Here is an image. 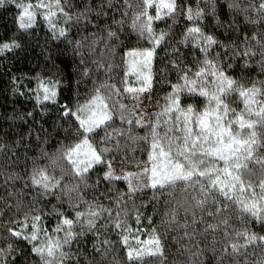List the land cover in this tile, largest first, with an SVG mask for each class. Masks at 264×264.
I'll return each mask as SVG.
<instances>
[{"label": "trees", "instance_id": "trees-1", "mask_svg": "<svg viewBox=\"0 0 264 264\" xmlns=\"http://www.w3.org/2000/svg\"><path fill=\"white\" fill-rule=\"evenodd\" d=\"M31 2L35 4L37 0ZM61 2L63 4L64 0ZM67 2L71 7H66L65 10L73 17L85 12L88 7L93 9L85 20L78 23L73 19L65 24L55 6L52 7V11H57L55 19L58 27L65 28L68 39L73 43H68L64 38L54 39L42 15L48 11L47 8L36 10V27L29 32H23L17 27L19 9L12 4L0 8V42L15 39L22 46L21 49L0 56V144L5 146L0 152V210H3V216L0 217V248L12 246L10 256L6 257L7 264H41L31 248L33 243L44 239L41 233L38 241L20 240L9 234V228L30 234L32 217L39 215L41 221L37 227H42L50 236L54 234L56 238H62L63 232H55L57 224L64 218H74L76 211H83L86 216L89 205H103L111 211L112 217H116L119 212L120 220L124 223L120 229L113 227V221L105 213L92 231L88 230L86 223L82 227L76 226L74 231H83L84 235L77 236L70 246H64V251H69L70 248L73 254L67 264H264V241L257 240L246 249H241L238 254L224 253L230 242L225 238V231L232 237L231 242L244 243V238L236 237V233L246 230L258 237L264 236V224L242 212L239 205L229 203L226 211H222L220 215H209V211L213 214L216 212L217 205L208 200L203 208L198 207L197 202L204 198L203 194L191 188L185 192L184 182H178L174 189L144 188L129 196L127 182L110 183L102 178L105 172L102 166L91 169L85 174L86 179L75 174L65 155L80 142L84 133L77 129V121L72 117L62 116L61 105L67 104L70 108L87 105L96 89H100L101 95L107 96L111 90L107 86L114 85L120 90V95L107 101L113 111L112 127L108 129L112 139L107 143H100L105 133L98 129L94 146L110 149L105 155L113 164L141 166L150 161L149 156L154 154L150 148V132L156 126L158 116L160 123L156 131L161 136L166 129H170V138L174 144H179L184 135L183 124L175 120L178 112H170L167 116L162 114L166 98L173 92V86L184 83L181 80L182 72L173 66V62L180 69H191L188 76L193 78L195 71L202 66L204 55L190 44L179 43L186 29L192 26L182 12L176 16L175 21L172 18L154 21L153 28L157 32L163 30L169 35L152 57L151 87L147 91L152 106L150 122L138 126L135 124L138 116L131 106L130 94L124 93L123 89L125 86H141L133 73L145 70L140 68L143 62L133 63L134 56L151 48V42L140 37L131 27L133 18L142 12L144 5L139 4L138 0H128L127 5L125 0H113L112 8L106 6L107 0ZM176 2L178 8L187 4L196 9L199 5L205 13L201 21L202 30L225 44L243 46L244 36L247 35L253 50L257 52L248 67L244 66L242 58L225 56L218 47L212 50L209 59H213L216 52H221L220 61L226 69V75L245 88L255 84L264 91L260 83L264 82V71H261L259 47L251 40L253 35L264 31V23H248L244 15L233 12L228 7V0H216L215 17L208 14V5L202 0ZM241 2L242 5L247 4V0ZM44 3H49V0H44ZM101 4H105L104 11L108 12L106 17L95 14L100 11L98 6ZM148 13L154 16L155 8L148 9ZM247 15L251 19H257L253 12ZM233 19L235 27L223 26L231 25ZM87 20H91V23L88 24ZM114 20H122L123 24L118 25ZM109 27L112 31H117L119 43L108 39ZM77 41L83 45L82 48L75 47ZM174 47L179 50L178 53L172 51ZM129 53L133 55L130 56ZM94 62L103 63L104 67L97 70ZM228 64L232 67H227ZM109 65L111 71H106ZM85 68L88 69L87 76L84 75ZM57 80L60 81L57 102L43 101L41 82L47 85L48 81ZM206 84V91H214L211 77L207 78ZM38 96L41 103H38ZM254 100L255 102L246 106L244 98L237 92H232L225 102L231 109L229 119L242 116L245 121L257 122L255 131L261 138V146L254 150V156L264 158V130L260 128L259 118L255 115L264 102V97L257 95ZM113 101L122 103L124 107L112 109ZM189 104L195 110L188 114L189 127L195 134L199 131L195 123L199 115L208 110L211 125L215 113L211 111L213 105L208 97L181 93V107ZM29 113L32 115L29 116ZM120 113L126 120L131 119L133 124L129 126L122 122L118 117ZM237 130L240 138L251 131L248 128L239 129L238 125L233 124L230 131L235 133ZM119 132H124L125 135H119ZM216 163L219 167L223 166V161L217 160ZM39 168L46 169L49 176L59 181L58 189L45 193L32 184L30 176L34 169ZM241 179L245 183L241 199L251 203L253 198L250 193L258 195L259 185L264 183V168L248 162V170H242ZM249 183L253 186L251 189L247 188ZM154 191L158 193L155 197ZM121 195L123 199H120ZM211 196L219 200L223 207L224 198L215 192ZM137 214L140 216L139 220L136 218ZM173 214L177 223L171 222ZM193 219L196 223H193ZM225 219L229 225L227 228L221 225ZM185 223L188 224L187 228L181 226ZM208 224L221 226L215 231H205ZM154 235L161 240L163 258L146 255L142 261H137L128 257L130 249H150ZM124 236L128 238L127 243L123 242ZM104 241H110V244ZM231 251L228 248V253Z\"/></svg>", "mask_w": 264, "mask_h": 264}, {"label": "snow or ice", "instance_id": "snow-or-ice-1", "mask_svg": "<svg viewBox=\"0 0 264 264\" xmlns=\"http://www.w3.org/2000/svg\"><path fill=\"white\" fill-rule=\"evenodd\" d=\"M202 2L208 5V14L215 17L216 0H202ZM127 3L128 0H125V5ZM138 3L143 4L144 9L133 18L131 27L140 37L151 42V48L140 53L144 58V63L140 65V68L147 70L149 74L145 75L143 71L134 72L135 79L140 81L142 86L139 88L125 86L123 89L124 93L131 94L133 98H138L140 93L148 91L151 87L150 72L152 57L156 49L165 42L169 35L167 31L161 30L157 32L153 28L154 21H161L166 18H172L175 21L176 16L182 12L185 19L190 21L192 26L186 29L183 39L179 43L181 45L190 44L192 47L199 49L204 55V60L201 62L202 66L195 71L193 78L188 76V72L191 69H180L173 62V66L182 72L181 80L184 83L173 86V92L166 98V107L163 109L162 114L167 116L168 113L173 111L179 113L175 117V120L183 124L182 130L184 135L182 140L179 144H174L173 139L170 138V129H166L161 136L156 131V127L160 123L158 116L156 126H153L150 132L152 138L150 148L155 153V155L149 156L151 167H143L140 173L117 175L112 168L111 161L105 155L110 149L94 146V137L98 129L105 133L100 143H107L112 139V136L108 133V129L112 127L113 111L109 108L107 101L113 100V96H119L120 90L114 85H110L107 86L111 89L107 96L101 95L100 89H96L95 95L87 105L77 108H70L67 104L60 106L62 116L65 118L72 117L77 121V129L82 130V133H84L81 135L80 142L68 150L65 158L70 162L75 174L81 179H86L85 174L94 169L95 166H102L105 169L102 178L110 183L117 181L127 182L129 189L127 195L129 196L136 191H142L144 188L163 190L168 187L174 189L178 182H184L183 190L185 192L191 188L203 194L204 198L197 202L198 207L203 208L208 200H212L217 205L216 212L213 214L209 211V215H220L222 211H226L230 203L239 205L242 212L250 214L257 222L264 224V183L259 185L260 193L258 195L255 192L250 193V196L253 198L251 203L241 199V195L245 192V183L241 179L242 170H248V162H254L264 168V158L254 156V150L261 146V138L257 136V132L255 131L257 122L245 121L242 116L229 119L228 116L231 109L229 104L225 102L228 95L232 92H237L240 97L244 98L247 106L250 102H255L254 98L257 95L264 97V91L256 87L255 84L252 87L245 88L240 82L226 75V69L220 61L221 52H216L214 58L209 59V54L214 48L218 47L223 50V55L225 56L231 55L236 58H242L244 66L248 67L251 58L256 56L257 52L253 50L247 35L244 36L243 46H237L235 43L225 44L214 35L205 34L201 25L205 13L199 8V5H197L196 9L187 4L178 8L176 0H138ZM8 4H12L20 10L17 16V27L23 32H29L36 27V10L47 8L48 11L42 13V15L49 31L52 32L54 39L64 38L68 43H73V41L68 39V34L64 27H58V21L55 19L57 11L63 17L65 24H68L73 19L79 23L85 20L88 14L93 11L91 7H88L85 12L73 17L65 10L66 7H71L67 0H64L63 4L61 0H49L47 4L44 3V0H37L35 4L31 0H27V2L26 0H0V8ZM112 5L113 0H107L106 6L112 8ZM53 6H55L57 11L51 10ZM98 7L100 11L95 14L98 17H106L108 12L104 11L105 4H101ZM228 7L233 12L244 15L246 21L250 24L259 25L264 23V0H259V2L257 0H247L246 5H242L241 0H228ZM150 8H155L154 16L148 13V9ZM249 12H253L257 19L249 18L247 15ZM87 23L90 24L91 20H87ZM114 23L122 25L123 21L114 20ZM217 23L219 24V21ZM223 26L226 28L235 27V20L233 19L231 25ZM107 35L109 40H115L117 43L120 42L117 31H112L110 27ZM251 40L255 41L259 47L261 71H264V31H259L256 35H253ZM21 47V43L15 39L0 42V56L12 53L15 50L21 49ZM75 47L79 49L83 45L77 41L75 42ZM112 50L114 51L115 49L113 48ZM172 51L178 53L179 50L174 47ZM129 55L131 56L133 53H129ZM81 63H83V60ZM94 63L97 64V70L104 67L103 63ZM227 67H232V65L228 64ZM106 71H111V65L108 66ZM84 75H88L87 68H85ZM209 77H211L214 88V91L211 93L205 90L207 87L206 80ZM260 83L264 87V82ZM40 86L43 88V101L56 103L57 89L60 86V81H48L47 85L41 82ZM181 93L209 98V101L213 105L211 111L215 113L211 125H209L208 120L209 111L205 110L195 121L199 131L193 134L192 128L189 127L188 114L193 113L195 110L190 104L186 107H181ZM37 99L38 103L42 102L39 96ZM123 107L124 105L118 101H113L112 103V109ZM28 115L31 116L32 114L29 113ZM255 115L259 118L260 128L264 130V102H262L259 111ZM118 117L129 126L133 124V121L131 119L126 120L122 113L118 114ZM135 124L144 126L139 119L135 121ZM233 124L238 125L239 129L248 128L251 131L244 138H240L239 130L235 133L230 131ZM118 134L125 135L124 132H119ZM161 141H164V143H161ZM4 147L3 144H0V152L4 150ZM174 148L175 151H173ZM217 160L223 161L222 167L217 165ZM53 163L55 164L56 161L54 160ZM138 167L141 166L138 165ZM142 177H147L146 183ZM133 179L137 181L136 186H133ZM30 180L34 186L40 187L45 193L54 192V190L59 188V181L49 176L44 168L34 169ZM252 187L251 183L247 185L249 189ZM213 192L224 198L225 203L223 207H221L219 200L211 196ZM153 194L155 197L158 193L154 191ZM120 199H123L122 195ZM86 211V216L83 211H76L74 218H64L57 224L55 232H63L62 238H56L54 234L50 236L42 227L38 228L37 224L41 221L39 215L32 217L33 223L30 234L13 228H9L8 231L10 235L17 239L33 242L38 241L40 234L43 233L44 239L40 240L39 243H33L31 252L36 255L41 264H67V261L73 258V254L70 248L69 251H64V246H70L77 236L84 235L83 231L79 233L74 231L76 226L82 227L86 223L88 230L92 231L95 229L96 222L105 213L113 221V227L120 229L122 223H124L120 220L119 212L116 217H112L111 211L104 208L103 205L99 207L89 205ZM2 216L3 210H0V217ZM136 218L139 220V214H137ZM25 219L27 220V217ZM171 222L177 223L174 214ZM193 223H196L195 219H193ZM221 225L227 228L229 226L227 219ZM221 225L208 224L205 227V231H215ZM181 226L187 228L188 224L185 223ZM25 227H27V224H25ZM124 227L125 229L127 228L126 223ZM185 235L188 234L185 233ZM236 237L244 238L245 242H231L232 237L225 231V238L230 241L224 249L225 254H238L241 249H246L249 244L257 240L264 241V236L258 237L247 230L245 232H237ZM127 239V236H124L123 242L127 243ZM104 243L110 244V241H104ZM228 248H231V253H228ZM11 252V245H8L7 248H0V264H7L6 257H9ZM127 255L130 259L137 261H142L146 255L163 258L161 240L158 236L154 235L150 249L144 251L130 249Z\"/></svg>", "mask_w": 264, "mask_h": 264}, {"label": "rangeland", "instance_id": "rangeland-1", "mask_svg": "<svg viewBox=\"0 0 264 264\" xmlns=\"http://www.w3.org/2000/svg\"><path fill=\"white\" fill-rule=\"evenodd\" d=\"M139 61L144 63V58L140 54L134 56L133 63L136 64ZM144 74L148 75V71L145 70ZM141 86H138V88ZM131 87H135V86H131ZM147 93H148L147 91L140 93L138 98H133L132 95L130 94L131 106L136 111L138 119L141 121V124L143 125L148 124L150 122L151 111H152L151 101ZM153 155H155V153ZM111 165L117 175H123V174H128V173L135 174V173L142 172L143 167H151V161L144 163L143 165H141V167L120 165V164H113V163H111ZM142 179H144L145 183L147 182V177H142ZM132 183H133V186H136L137 181L133 179Z\"/></svg>", "mask_w": 264, "mask_h": 264}]
</instances>
